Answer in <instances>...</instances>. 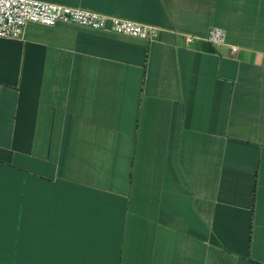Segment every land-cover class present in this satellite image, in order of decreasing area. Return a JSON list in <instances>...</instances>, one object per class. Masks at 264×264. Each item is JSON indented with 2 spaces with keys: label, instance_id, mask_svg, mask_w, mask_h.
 <instances>
[{
  "label": "crops",
  "instance_id": "1",
  "mask_svg": "<svg viewBox=\"0 0 264 264\" xmlns=\"http://www.w3.org/2000/svg\"><path fill=\"white\" fill-rule=\"evenodd\" d=\"M43 1L158 33L0 37V264H264V0Z\"/></svg>",
  "mask_w": 264,
  "mask_h": 264
},
{
  "label": "built area",
  "instance_id": "2",
  "mask_svg": "<svg viewBox=\"0 0 264 264\" xmlns=\"http://www.w3.org/2000/svg\"><path fill=\"white\" fill-rule=\"evenodd\" d=\"M30 23L48 27L69 23L147 41L158 33V29L148 24L64 4L43 0H0V37L20 38ZM185 38L189 43L195 40L191 36ZM202 40L214 46L227 45L226 32L220 27H213ZM230 49L232 52L238 50L235 46Z\"/></svg>",
  "mask_w": 264,
  "mask_h": 264
}]
</instances>
